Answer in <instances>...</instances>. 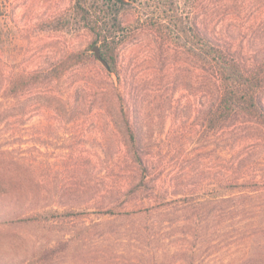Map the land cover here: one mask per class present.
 I'll list each match as a JSON object with an SVG mask.
<instances>
[{
  "label": "rangeland",
  "instance_id": "obj_1",
  "mask_svg": "<svg viewBox=\"0 0 264 264\" xmlns=\"http://www.w3.org/2000/svg\"><path fill=\"white\" fill-rule=\"evenodd\" d=\"M74 1L10 0L0 9V105L16 73L91 44L85 30L52 29ZM252 2H227L210 26L251 25ZM124 19L141 28L135 15ZM119 67L118 80L94 60L2 105L0 210L39 203L88 213L0 223V264H25L61 240L66 252L48 264H264V132L241 121L233 131H204V70L177 46L160 48L153 32L121 46ZM125 118L149 151L145 183H130L137 164ZM225 178L249 184L219 201L168 203L214 192ZM115 204L116 215L93 212Z\"/></svg>",
  "mask_w": 264,
  "mask_h": 264
},
{
  "label": "trees",
  "instance_id": "obj_2",
  "mask_svg": "<svg viewBox=\"0 0 264 264\" xmlns=\"http://www.w3.org/2000/svg\"><path fill=\"white\" fill-rule=\"evenodd\" d=\"M9 1L0 0V9L7 12ZM227 2L238 4L244 0H75L53 18L52 29L74 33L85 30L93 37L91 44L70 51L46 67L16 73L1 92L0 109L5 110L2 105L7 100L19 98L32 87L62 81L75 68L97 60L92 52L95 45L100 46L101 54L110 67L109 71L105 68L107 75H115L119 80V50L138 31H142L153 32L162 49L177 46L204 70L206 99L201 123L204 131H233L232 127L241 121L253 123L264 132V0H253L255 12L252 13L253 18H248L253 20L251 25L237 28L236 23L229 25L231 28L220 29L217 25L210 26L218 10ZM128 13L136 16L141 28H131L124 19ZM117 97L123 109L124 98L119 90ZM125 126L129 155L137 164L130 183L136 179L145 183L149 174L146 156L149 151L137 126L128 118H125ZM248 184V181L239 183L225 178L214 192L179 197L168 203L191 206L199 198L219 201L228 194L243 191L242 187ZM116 207L117 204L108 209L97 206L93 212L116 215ZM87 213V210L74 206L61 208L39 203L10 206L7 203L1 207L0 223L66 222ZM67 245L68 241L61 240L25 264H48L62 256Z\"/></svg>",
  "mask_w": 264,
  "mask_h": 264
},
{
  "label": "water",
  "instance_id": "obj_3",
  "mask_svg": "<svg viewBox=\"0 0 264 264\" xmlns=\"http://www.w3.org/2000/svg\"><path fill=\"white\" fill-rule=\"evenodd\" d=\"M92 52H94L97 60L100 61L103 64V66L109 71L110 70V67H109L107 61L103 58V56L101 54L100 46L99 45H95L92 48Z\"/></svg>",
  "mask_w": 264,
  "mask_h": 264
}]
</instances>
